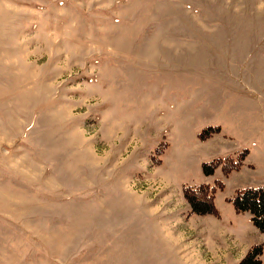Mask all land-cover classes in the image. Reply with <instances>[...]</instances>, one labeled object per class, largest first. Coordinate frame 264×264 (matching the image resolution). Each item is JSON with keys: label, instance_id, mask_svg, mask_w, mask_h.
<instances>
[{"label": "rangeland", "instance_id": "obj_1", "mask_svg": "<svg viewBox=\"0 0 264 264\" xmlns=\"http://www.w3.org/2000/svg\"><path fill=\"white\" fill-rule=\"evenodd\" d=\"M263 184L264 0H0V264H264Z\"/></svg>", "mask_w": 264, "mask_h": 264}, {"label": "trees", "instance_id": "obj_2", "mask_svg": "<svg viewBox=\"0 0 264 264\" xmlns=\"http://www.w3.org/2000/svg\"><path fill=\"white\" fill-rule=\"evenodd\" d=\"M221 159V158H220ZM233 157L226 156L224 158L225 163L222 166V170L227 173L226 165L233 164L237 166V163H232ZM237 161V158L234 159ZM235 162V161H234ZM217 162L210 160L205 161L203 164V173L206 175H211L214 172L215 166ZM208 185L204 183H200L196 186L187 185L183 190V195L187 199V202L191 205L192 212H198L199 214H209V204L213 207V213L217 214V210L214 205V196H215V189L212 186H208L210 189V193H206L205 187ZM202 193L203 197H200L201 201L198 200L196 202V195ZM227 201L231 203L235 212H249L250 213V220L252 224L264 231V184L259 186H246L240 189H237L233 196L228 198ZM196 203H201L202 205H196ZM262 251L261 244H254L248 248L247 251V258L245 264H260V253ZM243 262V261H242ZM239 264H243V263Z\"/></svg>", "mask_w": 264, "mask_h": 264}]
</instances>
